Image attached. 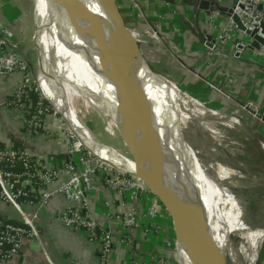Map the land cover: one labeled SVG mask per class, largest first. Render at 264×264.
<instances>
[{
  "label": "crops",
  "instance_id": "obj_1",
  "mask_svg": "<svg viewBox=\"0 0 264 264\" xmlns=\"http://www.w3.org/2000/svg\"><path fill=\"white\" fill-rule=\"evenodd\" d=\"M199 1L137 0L139 10H135L129 0H116V3L130 29L144 34L148 28H153L162 38V42H153L144 37L146 42L141 43L145 44L146 52L151 55L155 73L194 91L198 96L208 87L204 83V79H208L220 91H215L213 95L217 109L225 103L228 106L239 105L247 108L255 117L254 109L264 112V65L252 62L249 51L238 55L231 44L213 41L216 26L226 24L228 17L214 6L209 11L200 10ZM229 3L231 0L223 1L220 6L229 8ZM33 10L30 0H22V3L18 0H0V22L10 31L16 51L27 61L29 54L21 49L18 26L21 27L22 18L28 19ZM19 77L11 75L0 78V144L25 148L49 167H61L68 161V147L57 118L48 117L42 133L29 136L15 114L1 105ZM260 121L258 142L262 147L264 119ZM94 187L87 195L84 208L91 210L98 225L114 236L109 257L111 264H128L132 258L144 262L152 255L171 256L170 248L166 245L170 227L165 219L158 220L150 228H124L118 218L116 200L100 174L94 177ZM64 206L65 199L61 195L54 196L43 207L34 203L24 205L21 211L0 200V216L20 222L21 213H24L33 219L38 232V238L23 239L19 255L0 264H99L96 246L88 241L84 233L70 230L58 221L57 215ZM202 207L201 202V210ZM203 219L210 245L222 247L224 234L220 236L218 230H213L212 221L210 223L207 218ZM142 224L145 225V222L142 221ZM118 238L125 242L120 243ZM223 255L228 262L232 253L229 249L223 250Z\"/></svg>",
  "mask_w": 264,
  "mask_h": 264
},
{
  "label": "built area",
  "instance_id": "obj_2",
  "mask_svg": "<svg viewBox=\"0 0 264 264\" xmlns=\"http://www.w3.org/2000/svg\"><path fill=\"white\" fill-rule=\"evenodd\" d=\"M129 1L135 10H139L137 0ZM223 1L227 0H218L220 4ZM229 5L244 30H239L231 18H228L226 24L216 26L213 39L219 44H231L235 54L249 51L252 62L264 65V45H260L258 50L250 49L252 37L246 33L258 30L257 34L264 38L260 34V25H264V0H231ZM130 30L134 32L139 44L146 42L144 37L153 42H162L153 28H148L144 34ZM11 75L20 77L1 105L11 110L21 121L26 135L37 136L44 130L47 118L51 116L56 119L58 115L54 111L50 112L36 73L16 51L10 31L0 22V78ZM211 88L220 92L215 86ZM258 118L264 119V112ZM61 130L68 147V161L61 167H49L40 157L25 148L0 144V200L21 211L24 205L35 203L43 207L54 196H63L65 206L57 215L58 221L70 230L84 233L88 241L96 246L99 264H111L109 257L115 242L114 236L98 225L91 210L84 208L87 195L95 188L94 177L97 174H100L106 188L116 200L118 218L124 228H150L161 218L145 205L140 185L126 169L99 159L79 145L65 124ZM62 178L64 179L61 180ZM58 181L60 182L55 185ZM21 215L20 222L0 216V262L10 261L19 255L24 238H38L33 219L24 213ZM118 240L120 243L125 242L121 238ZM166 245L170 248L171 256L152 255L144 262L132 258L128 260V264H176V241L171 229Z\"/></svg>",
  "mask_w": 264,
  "mask_h": 264
},
{
  "label": "water",
  "instance_id": "obj_3",
  "mask_svg": "<svg viewBox=\"0 0 264 264\" xmlns=\"http://www.w3.org/2000/svg\"><path fill=\"white\" fill-rule=\"evenodd\" d=\"M56 1L61 2L62 26L71 31L90 55L96 77L102 83L105 112L119 127L121 139L132 150V158L101 142H97L102 148L98 152L120 156L126 163L127 173L140 185L145 205L168 222L176 241L174 256L177 264H228L222 247L210 245L198 229L196 209L191 204V191L183 181L179 156L166 137L167 125L162 107L146 89L147 86L140 85L135 77L139 66H143L152 76L158 74L142 56L139 44L126 25L116 0H89L95 14L106 22L100 39L95 36L93 29L80 25L72 0ZM50 2L32 0L37 15L36 26L46 34L43 15L44 10L51 6ZM213 6L231 18L239 30H244L232 9H223L218 0L199 1L202 11H209ZM260 28V34L264 36V25H260ZM257 32L246 31L252 37L250 49L258 50L260 45H264V38ZM239 48L242 49V46ZM47 102L73 136L81 141L68 116L58 110L52 100L47 99ZM177 129L179 132L178 125ZM82 146L92 152L86 145Z\"/></svg>",
  "mask_w": 264,
  "mask_h": 264
},
{
  "label": "rangeland",
  "instance_id": "obj_4",
  "mask_svg": "<svg viewBox=\"0 0 264 264\" xmlns=\"http://www.w3.org/2000/svg\"><path fill=\"white\" fill-rule=\"evenodd\" d=\"M18 1L22 3V0ZM34 15L35 10L29 13L28 19L22 18L24 21L21 27L18 26L21 35L19 40L22 51L29 54L28 61L40 84L42 77L37 73L39 52L47 46V34L38 29L37 15ZM44 26L47 29L46 22ZM132 34L134 35V32ZM144 45L139 44L142 56L154 71L151 63L153 61L150 60L151 55L146 52ZM68 49L72 56L73 51L70 47ZM162 78L186 98L195 101V103L189 102L186 107L185 112L188 115L186 122L180 125L178 123L179 135L188 148L194 152L206 174L236 198L242 211L241 217L238 210L220 196L197 169H193L184 161L187 173L186 183L192 193V199L199 207L196 218L199 219V224L203 225L204 230L203 217L207 218L210 223L212 221L213 230H218L220 236L221 233L224 234L222 235L225 240L222 250L229 249L232 253L228 264L236 262L249 264L247 257L253 251L246 239L245 222L252 225V230L264 231V149L258 142L260 135L258 125L261 121L256 116L260 112L254 109L255 118L251 116L247 108L234 104L228 106L226 103L218 106L217 109V102L213 101V95L215 96L216 93L211 88L213 85L208 79H204V83L209 88L207 87L202 95L198 96L194 91L165 77ZM72 90L74 93L73 112L89 133L99 142L132 158V150L121 139L119 127L109 119L105 112L103 96L96 94L88 85L76 84L73 85ZM209 112H217L223 114L224 117L210 116ZM231 117L238 119L239 125H234ZM57 120L61 126L64 124L59 116ZM201 202L203 210H201ZM243 251L246 254H241ZM256 254L257 260L254 264H264V236ZM175 262L177 264L176 259Z\"/></svg>",
  "mask_w": 264,
  "mask_h": 264
},
{
  "label": "bare ground",
  "instance_id": "obj_5",
  "mask_svg": "<svg viewBox=\"0 0 264 264\" xmlns=\"http://www.w3.org/2000/svg\"><path fill=\"white\" fill-rule=\"evenodd\" d=\"M50 3L51 6L47 10H44L43 15L48 29L47 46L46 48L42 47L43 49L41 51L39 50L40 54L37 67V73L42 77L40 85L43 95L46 99L52 100L53 103L57 105L58 110L68 116L72 125L76 128V134L81 139V141H78L79 145H86L92 150L91 153L99 159L118 166L119 168L127 169L126 163L120 156H117L114 153L98 152L102 149L98 146L97 142L99 141L89 133L73 112V85H88L96 94L103 96L102 83L96 77L94 66L86 48L71 33V31L69 32L62 26L63 14L61 12V2L51 0ZM72 6L80 25L86 29H93L95 36L100 39L105 30L106 22L101 16L95 14L89 0H72ZM69 47L73 51V54H71L72 56L69 54ZM135 77L140 85L147 86L146 89H149L162 107L167 125L166 137L176 151L177 156H179V162L183 169V181L186 183L187 173L184 167L185 161L193 169H197L207 183H209L212 188L232 207L236 208L242 217V211L236 198L230 195L224 187H221L206 174L194 152L188 148L179 135L177 125L178 123L180 125L186 122L188 119V115L185 112L186 107L189 102L195 103V101L191 98H186L183 94L176 91L174 87L161 76H152L148 74L143 66L137 68ZM209 114L210 116H215L217 118L224 117L223 114L217 112H209ZM231 121L234 125H239L238 119L231 117ZM87 143L90 144L88 145ZM262 148L264 149V146H262ZM191 204L196 209L197 217L199 207L193 199ZM196 223L202 236L209 242L207 233L204 230L203 225L201 223L199 224L198 218H196ZM245 223V231H247L246 239L250 249L253 251L252 254H248V260L249 264H254L257 260L256 251L262 237L264 236V231L252 230V225L247 222ZM241 254L246 253L243 251ZM235 264L238 263L236 262Z\"/></svg>",
  "mask_w": 264,
  "mask_h": 264
},
{
  "label": "trees",
  "instance_id": "obj_6",
  "mask_svg": "<svg viewBox=\"0 0 264 264\" xmlns=\"http://www.w3.org/2000/svg\"><path fill=\"white\" fill-rule=\"evenodd\" d=\"M46 104L49 105V103H47V102H46ZM49 106H50V105H49ZM50 112H53V109L51 108V106H50Z\"/></svg>",
  "mask_w": 264,
  "mask_h": 264
}]
</instances>
